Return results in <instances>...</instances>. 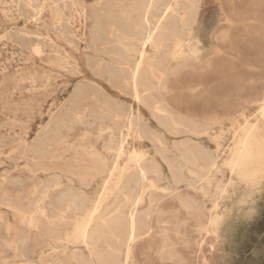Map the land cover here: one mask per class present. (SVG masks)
<instances>
[{"label":"rangeland","instance_id":"374dc122","mask_svg":"<svg viewBox=\"0 0 264 264\" xmlns=\"http://www.w3.org/2000/svg\"><path fill=\"white\" fill-rule=\"evenodd\" d=\"M27 1L30 2V4ZM27 1L0 0V201L2 202H0V219L2 218V221L0 220V264H4L5 260V264H51V262L54 263L55 261H59L57 263L55 262L56 264H66L67 261V264L73 263V261L68 258L72 252L71 245L63 243L59 245L58 243H53L48 237L43 236L34 230L28 231L26 228H23L22 226L25 227V225L18 222L13 217L12 212L6 207V204L22 197L26 198V201L22 205L27 212L34 211V206L31 203L37 200L36 198L39 193H33V183L36 184L40 181L41 185H43L45 184V181L48 182L50 179L53 180L59 177L62 184L65 183V185H68L69 183L67 180L72 177L67 175L64 171L72 163V159L74 158L77 159L79 164L82 163L85 167H91L93 162L92 159L90 160L87 157L89 152L90 155L94 154L98 155L100 158H104L106 160L107 169L111 168L115 161L114 156L112 154H107L104 150L107 135L98 137V126L96 123H100V121H97L94 117V111L98 112L99 106L103 103H106V107L108 106L111 109H114L115 107L114 110H121L123 114H127V111H130L134 118L137 116L140 117L148 128L150 127L154 132L165 138V143L168 146L169 152H171L170 155L171 157L173 155L174 159L177 158L176 160L180 164L179 166H181L186 181L178 186L173 185L165 165L162 164V178L157 183V185L159 184V191L154 193V197L156 198L154 211L159 210L164 213L162 218L169 223L167 226V238H169L168 240L171 243L169 248L173 249L175 256L177 254L180 258L176 256L177 258L166 259V257L164 258L157 255L156 252L162 247V245L161 239L154 236L152 239L140 242L134 246L132 258H130L132 262L130 261L129 264H264V153H261L262 150L257 152L252 158L241 165L238 170H234L232 173L223 165V161L228 156L229 148L232 146L235 137L240 132L239 128H241L244 123L247 122L248 124L256 125V127L260 129L258 135L264 138V120L261 117L260 107V99L264 94V0H199L200 7L198 24L195 26L192 44L194 48H196L197 54L199 53L197 56H201L197 57V61L193 63L195 69H183L178 72L179 75L175 74L173 76H168L166 78L167 80H165L166 89L153 93L156 99L160 100V102L162 101V104L172 108V110H174L179 116H184L194 125L205 126L207 134L200 137H195L188 133H183L182 135L179 134L180 136L178 135L177 137V135L172 136L171 134L166 133L162 130L163 128L158 126L157 122L151 118L150 113L147 112L148 110L144 106L142 107V105L133 102L130 88L126 89L127 85L123 87L125 84L118 78L120 73L122 76L127 75V65L124 60L120 61L117 55H123L122 53H125L123 57H125V59H130L132 57V55H130L132 53L131 49L134 46L132 44L130 45V43H125L126 45L123 47L115 40H117L118 35L121 33V35H123V33L126 32L128 27L126 20L127 16L130 15L131 18L135 17V14L131 13L130 8L131 6L136 7L137 4H139L138 0H105L104 2L103 0H72V3L70 0ZM67 1L68 3H66ZM34 3H39V5H35ZM94 4L96 7L93 6ZM33 5H35V7ZM72 5H74V8H72ZM67 6L70 9H67ZM22 7L23 10H20ZM108 7H111L113 10L116 7H120V9L119 11L116 9L118 12L116 10H114V12ZM39 11H41V14H39ZM55 12L60 15L59 18L61 20L59 24H54L53 13ZM7 13L8 15H6ZM64 18L69 22L64 21ZM209 18L212 19L211 23L208 22ZM3 19H5V21ZM95 19H97L96 22ZM111 20L113 22L115 20V23ZM95 24H97V26ZM122 25H124L123 27L125 30L122 29ZM178 27H180V24ZM112 28L114 30L111 31ZM94 29L100 30L101 33L100 31H94ZM115 29H119L120 31H118L120 34L117 35L118 32L115 31ZM122 30L123 32H121ZM65 32L69 35V41L67 42L68 46L65 45L68 40ZM90 34L91 37L89 38L88 36H90ZM222 35L224 37H221ZM25 38L27 41H25ZM73 41H76V43ZM107 41L110 42L107 43ZM53 42L56 45H54ZM32 43H34V46ZM100 44L103 45L101 46ZM88 45L90 46L89 48ZM113 47L114 49H112ZM49 48L51 51H49ZM118 49L119 51L122 49L120 51L122 53H120ZM32 51L39 53L37 55L35 53L32 55ZM98 52H100L99 54L102 56H100ZM113 53L116 54L113 55ZM126 53L128 55H126ZM162 53L164 52H161L160 55L164 56ZM54 55L58 56L55 57ZM106 55L109 56L111 60ZM97 57L98 59H96ZM99 60H101V62ZM90 61H95V63H97H89ZM102 62H105L106 64ZM93 64L94 66H90ZM102 64L103 66L105 65L104 68L102 67ZM113 65L115 66V69ZM174 66V64H171L170 68H173ZM101 67L102 70L100 69ZM87 70H91L90 73ZM125 70L126 73L123 74ZM108 72L113 74V76L109 75ZM103 73L104 76L102 75ZM93 75L95 76V79L93 78ZM106 75L110 79L106 78ZM83 77L86 78L84 79ZM109 81H111V84L116 82L118 85L115 86L114 83L113 86L109 84ZM104 83H107V87H105ZM195 84H199L200 86L195 90H190L193 89ZM77 86H83L86 90V95L82 104L84 121L74 122L72 125V131L68 132V130L64 128V125H69L73 119L66 114V110L71 100L70 97H72ZM98 89L99 91L97 92ZM92 90H95L96 92L94 91L93 93ZM162 94L164 95V98ZM109 100H111L112 104ZM66 101L68 102L65 103ZM116 105L118 106V109ZM94 106H97L98 108H95ZM93 107L95 108L94 111H92V109H94ZM26 113L28 114L26 115ZM90 114L93 117L90 116ZM50 121L54 122L51 123ZM104 124L108 127H113L115 122L111 121L110 123V121L107 120L106 122L104 121ZM55 129H59L60 133L67 137L66 143L48 147L44 159L37 163L32 161V164L29 158L22 155V153L24 154V146L31 147L37 145L39 139L42 137H49L50 133ZM123 130L121 131V134H126V130ZM186 135H188V137ZM35 137L36 139H33ZM183 141L187 142L190 148H204V150L209 152L212 156H217V165L220 169V173L209 176L205 181H203L202 175L191 173L188 167L179 162L178 154L173 147L179 145V142L180 144L184 143ZM129 142L131 143L126 147L128 148L127 151L135 148L139 151H146L148 154L154 155V148L150 142H146V140L139 142V140L134 138H130ZM230 142L232 143L230 144ZM191 143L192 145H190ZM188 145L186 146L189 147ZM69 147H73V150H69ZM150 149L151 151H149ZM260 153L263 156H259ZM16 155L21 159H18ZM83 160H85L84 163L81 162ZM125 162L126 156H123L121 160H118V165H123ZM34 164L43 165L42 167L44 169L49 170H39ZM36 177L37 180L34 179ZM33 179L35 181H33ZM19 180L24 183L21 184L18 182ZM243 180L244 182H242ZM9 182L14 183L10 184ZM162 183L165 184L163 185ZM240 183H242L243 186ZM101 185H103L101 177H96L91 181L86 193V208H91V205H93V203L99 198L102 192ZM169 186H171V190L169 189ZM183 186L184 188H182ZM64 188L65 186L62 190H64ZM202 188L204 190H202ZM214 189H217L218 192ZM164 190L166 193L163 192ZM223 190H225V193L219 201V208L216 212L209 214L206 211L205 217L200 219L194 214L187 213L180 208L178 203V198H192L201 204L204 209L209 210ZM57 193L58 191L55 190L45 194L46 196L39 204L46 216L52 213L48 217H52L55 213L53 208L50 207V203L53 201ZM207 195H210V197ZM3 196L5 200H9V202L7 200L5 202ZM32 198H35L34 201ZM27 201L29 203H27ZM47 203H49V205ZM236 203H238V207ZM29 207L32 208V210ZM155 215L156 214L154 213L151 221L153 225L158 226V223L156 222L157 219H155V217L157 218V215ZM62 225L65 226L64 229ZM201 225H204L206 228L205 232L199 233L196 229ZM58 227L62 234L70 232L71 229L69 224H61V226L58 225ZM25 235H29V239H27L28 242L25 243L26 247L25 244H22L20 241V238ZM19 244L20 246H18ZM21 245L29 254L22 249ZM18 249L21 253H19ZM15 252L17 253L15 254ZM21 254H27V258H24ZM44 255L45 257H43ZM120 257L121 259L123 258V253H121ZM37 259L39 261H37ZM61 259L62 261H60Z\"/></svg>","mask_w":264,"mask_h":264},{"label":"bare ground","instance_id":"6f19581e","mask_svg":"<svg viewBox=\"0 0 264 264\" xmlns=\"http://www.w3.org/2000/svg\"><path fill=\"white\" fill-rule=\"evenodd\" d=\"M24 1H27V0H24ZM70 1L72 3V0H70ZM104 1L105 0H103V2ZM28 3L30 4V2H28ZM66 3H68V1ZM138 3L139 4H137L136 7L131 6V8H130L131 13L135 14V17L131 18L130 15L127 16L126 20H127L128 27H127L126 32L123 33V35H121L122 33L121 34L119 33L120 30L118 29L119 30L118 31L117 29H115V31L118 32L117 35L120 34V35H118L117 40H115V41H117V43L119 45L124 47V45H126L125 43H130V45L132 44L134 46L131 49L132 53L130 55H132V57L130 59L129 58L125 59V57H123V55L125 53L120 52L122 49L120 51L118 49V51L123 54V55H117L118 58L120 59V61L124 60L126 62L125 64L127 65V75L122 76L120 73L119 76L117 75L118 78L120 79V81H122L125 84L123 87H125L127 85L128 87L126 86V89L130 88L131 97L133 99V102L138 104V105H142V107L144 106L148 110L147 112L150 113L151 118L154 119L157 122L158 126L163 128L162 130H164L166 133L171 134L172 136L177 135V137L179 134L182 135L183 133H188V134L193 135L195 137H200L202 135L207 134L206 133L207 129L205 126H197V125L192 124L184 116L183 117L179 116L178 114H176V112L174 110H172V108L168 107L167 105L162 104L161 103L162 101L160 102V100L156 99L153 95L154 92L163 91L166 89L165 80H167L166 78L168 76H170V75L173 76L175 74L179 75L178 72L183 70V69H186V70H190L189 68H191V70H192V68L195 69V67H193V63L197 61V57L201 56V55L197 56L199 53L197 54L196 48H194V46L192 44V41H193L192 38L194 35L195 26L198 24V15H199V7H200L199 6V0H138ZM37 4L39 5V3H37ZM37 4H35V5H37ZM134 4H132V5H134ZM35 5H33V6L35 7ZM119 5H120V3H119ZM73 6L74 5H72V8H74ZM93 6L96 7L95 4ZM101 6H103V5H101ZM27 7H26V9H27ZM31 8H32V5H31ZM51 8H53V7H51ZM108 8L113 10L111 7H108ZM67 9H70V8L68 7ZM103 9H105V8H103ZM116 9H118V11H119L120 7L119 8L116 7L114 10H116ZM121 9H122V7H121ZM20 10H23V7ZM36 11H37V9H36ZM36 11H33V12H36ZM59 11H60V8H59ZM89 11H91V10H89ZM101 11H102V8H101ZM57 12H58V10H57ZM57 12L53 13L54 24H59L60 20H61L59 18L60 15ZM65 13H67V12H65ZM111 13H112V11H111ZM39 14H41V11H39ZM88 14H90V13H88ZM220 14H221V10H220ZM6 15H8V13ZM91 17H92V14H91ZM86 18H89V17H86ZM213 18H215V17H213ZM3 20L5 21V19H3ZM7 20H9V19H7ZM63 20L68 21L65 18ZM96 20L97 19H95V22H96ZM119 21H117V22H119ZM208 22L211 23L212 19L209 18ZM113 23H115V20ZM118 24H121V23H118ZM179 24H180V27H178ZM93 25H94V23H93ZM95 25L97 26V24H95ZM56 26H58V25H56ZM123 26L124 25H122L121 27H123ZM125 26H126V24H125ZM119 27H120V25H119ZM52 28H49V29H52ZM115 28H117V27H115ZM57 29H58V27H57ZM122 29L125 30L124 27ZM66 30H67V28H66ZM69 30H70V28H69ZM90 30H91V28H90ZM95 30L100 31L101 27H100V30L94 29V31ZM112 30H114V29L112 28L111 31ZM123 30L121 32H123ZM56 33H58V32H56ZM97 33H99V32H97ZM100 33H101V31H100ZM91 34H90V36H88L89 38L91 37ZM65 35H67V33ZM223 35L221 37H224ZM24 36H26V35H24ZM68 36L69 35H67V37ZM98 36H100V35H98ZM56 38H58V37H56ZM23 39H21V40H23ZM34 39H36V38H34ZM29 40H30V38H29ZM62 40H64V39H62ZM95 40H93V41H95ZM25 41H27L26 38H25ZM43 41H44V39H43ZM68 41H69V37H68V40L66 41L65 45H67ZM109 42L107 41V43H109ZM215 42H217V41H215ZM74 43H76V41ZM32 44L34 46V43H32ZM53 44H54V42H53ZM54 45H56V44H54ZM28 47H30V46H28ZM89 47L90 46L88 45V48ZM125 47H127V46H125ZM96 49H98V48H96ZM112 49H114V47ZM197 50H198V47H197ZM49 51H51L50 48H49ZM65 51H67V50H65ZM125 51H126V49H125ZM73 52H74V50H73ZM161 52L165 53V54L162 53L164 56L160 55ZM32 53H33L32 55H34L35 52L32 51ZM38 53H35V54L37 55ZM99 53L100 52H98V54ZM127 53H126V55H128ZM63 54H64V51H63ZM76 54H77V52H76ZM104 54H105V52H104ZM115 54L116 53H113V55H115ZM84 55H82V56H84ZM56 56H58V55H56ZM100 56H102V55H100ZM107 57H109V56H107ZM207 57H208V55H207ZM96 59H98V57ZM105 60H106V58H105ZM110 60H111V58H110ZM99 61L101 62V60H99ZM89 63L96 64L97 62L95 63V61L94 62L90 61ZM102 63H105V62H102ZM119 63H121V62H119ZM94 64L90 65V66H94ZM171 64H174L175 66L173 68H170ZM100 66H101V64H100ZM104 66L102 64L103 68H104ZM102 67L100 68L101 70H102ZM95 68H94V71H95ZM111 68H113V67H111ZM75 69H76V67H75ZM114 69H115V66H114ZM53 71H55V70H53ZM90 71H88V72L90 73ZM98 71H100V70H98ZM119 72H122V71H119ZM113 73H114V71H113ZM124 73H126V70H125V72H123V74ZM92 74H93V71H92ZM108 74L113 76V74H111L109 72H108ZM98 75H99V73H98ZM102 75L104 76V73ZM102 75H100V76H102ZM94 77L95 76L93 75V78ZM106 78H108L107 75H106ZM103 79H105V78H103ZM108 79H110V78H108ZM47 81H48V79H47ZM114 81H117V80H114ZM110 82L111 81H109V84H111ZM113 84L115 86L118 85V84H116V82H113ZM113 84H111V85H113ZM106 85H107V83L105 84V87H107ZM102 86H103V84H102ZM199 86H200L199 84H195L193 89H190V90H195ZM117 87H119V86H117ZM119 90H120V88H119ZM94 91H93V93H94ZM98 91H99V89L97 90V92ZM27 92H28V90H27ZM113 92H114V90H113ZM164 92H163V94H164ZM85 95H86L85 88L83 86H79V87L77 86L73 92L72 97H70L71 100H70L68 108L66 110L67 111L66 114H68L71 117V119H73V120L69 125H64V128H66L68 130V132L72 131V128H73L72 125L74 122L76 123V122L83 120L84 115L82 113V104H83V100H84ZM163 98H164V95H163ZM22 101H25V100H22ZM107 101H108V99H107ZM109 101L111 102V100H109ZM260 101H261V106H260L261 107V117L264 120V94H263L262 98L260 99ZM67 102L68 101H66L65 103H67ZM98 102H99V100H98ZM24 103H26V102H24ZM101 103H102V101H101ZM105 104L103 103L101 106H99L98 112L94 111L95 108H98L97 106H94L95 108L93 107L94 109H92V108L91 109L95 113V115H94L95 119H97V121H100V123L99 122L96 123L98 126V137H102L103 135H107V139L105 140L104 150L107 152V154H112L114 156V160H115L113 165L111 166V168L107 169L106 160L104 158H100L98 155H94V154L90 155V152H89V155H87V157L90 160L92 159L93 165L91 167H85L82 165V163L79 164V162H77V159L74 158V159H72V163L64 171L67 175H70L72 177L71 179L67 180V182L69 183L68 185H65V183L62 184L59 177L55 178L53 180L48 178L51 181L50 180L48 182L45 181V184H43V185H41L40 181H39L40 183L39 182L36 184L33 183V185H32L33 193H39L38 197L36 198L37 200L34 201L35 198L34 199L32 198L34 202L31 204H33V206H34V211H32V212L28 211L27 212L25 207L22 205L26 201L25 200L26 198H22V197L17 198L15 201L12 200V202H10L9 204H6V207L8 209H10L13 217L18 222L25 225V227L24 226H22V227L26 228L28 231L34 230V231L40 233L41 235L48 237V239H50L53 243H58L59 245L62 243L67 244V245H71L72 246V252L68 258L71 261H73L74 264H129L131 261L130 258H132L134 246L140 242L150 240L154 236L159 237L161 239V245H162V247L156 252V254L161 256V257H164V258L166 257V259H173L177 256V254L175 256L173 249L169 248V246L171 245V243L168 240L169 238H167V232H168L167 226L169 225V223L167 220H164L162 218V216L164 215V213L162 211H159V210L154 211L155 204H156V198L154 197V193L156 191H159V187H158L159 184L157 185V183L162 178L161 165L162 164L165 165V167L169 173V177L171 179V182L175 186H178V185L186 182L185 178L183 176V173H182L181 166H179L180 164L177 162V160H176L177 158L174 159L173 155L171 157V155H170L171 152H169L168 146L164 140L165 138H163L161 135L154 132L152 129H150V127L148 128L145 125L144 121L140 117L137 116L134 118L133 115L130 113V111L129 112L127 111V114H123L121 110H120L121 112L114 110L115 107H114V109H111L108 106L106 107L107 104L106 105ZM111 104H112V102H111ZM119 105H121V104H119ZM126 108H128V107H126ZM117 109H118V106H117ZM131 109H127V110H131ZM63 110H64V108H63ZM24 111H26V110H24ZM84 111H85V109H84ZM27 114L28 113H26V115ZM90 116H92V115L90 114ZM240 116H238V117H240ZM63 117H65V116H63ZM238 117H236V118H238ZM59 120H61V119H59ZM107 120L110 121V123H111V121L112 122L114 121L115 122V124H113L114 126L108 127L107 125H105L104 121L106 122ZM214 120H215V118H214ZM252 120H254V119H252ZM243 121H241V122H243ZM50 122L53 123L54 121L53 122L50 121ZM4 123H6V122H4ZM146 123H148V122H146ZM236 123H238V122H236ZM63 124H64V122H63ZM205 124H206V122H205ZM89 125H91V124H89ZM199 125H200V123H199ZM207 125L210 126L209 124H207ZM61 126H62V124H61ZM213 126H214V124H213ZM236 126H238V125H236ZM123 129L126 130L125 131L126 134H121V131ZM239 129H240V132L237 134V136L234 139L232 146L229 148V151H228L229 153H228L227 158L223 161L224 167H226L228 169V171H230L231 173L234 170H238L241 165H243L250 158H252V156H254L257 152L262 150L261 153L262 154L264 153L263 152V148H264L263 139L264 138H262L258 135L260 129L258 127H256V125L248 124L246 122ZM43 131H41V132H43ZM211 133H213V132H211ZM220 134H222V133H220ZM6 135H8V134H6ZM48 135H49V133H48ZM14 136H16V135H14ZM186 136L188 137V135H186ZM7 138H8V136H7ZM130 138H134L136 140H139V142L145 141V140H146V142L147 141L150 142L154 148V155H150L146 151H139L135 148H132L129 151H127L128 148H126V147L128 145H130V143H131V142H129ZM170 138H171V136H170ZM215 138H217V137H215ZM33 139H36V137ZM190 139H191V137H190ZM66 140H67V137L62 135L60 133L59 129H55L50 133L49 137H42L41 139H39L37 145L31 146V147L30 146H24V148H23L24 154L22 153V155H25L27 158H29L31 160V163H32V161L37 163L38 161H41L44 159V156L46 155V149L48 147L66 143ZM192 140H194V139H192ZM214 140H216V139H214ZM34 141H32V142H34ZM183 142L184 143H181V144L179 142V145H175V146H173V144H172V146L175 148V150L178 154L179 162L181 164H183L184 166L188 167L190 169L191 173L202 175L203 181L208 179L209 176H211V175H215V174L220 173V169L217 165V162H218V160L216 158L217 156L216 157L212 156L209 152L205 151L204 148L203 149L199 148V147L190 148V146L187 144V142H185V141H183ZM209 142H210V140H209ZM5 143H6V141H5ZM231 143L232 142H230V144ZM30 144H31V142H30ZM186 145H188L189 147H187ZM190 145H192V143ZM4 147H2V148H4ZM227 148H228V146H227ZM227 148H226V150H227ZM215 149H216V146H215ZM222 149H224V148H222ZM69 150H73V147H69ZM2 151H3V149H2ZM149 151H151V149ZM261 153L259 154V156H263ZM215 154H217V153H215ZM16 156L18 157V155H16ZM123 156H126V162L123 165H118V160L119 159L121 160L123 158ZM10 157H11V155H10ZM18 159H21V158L18 157ZM25 160H26V158H25ZM81 162L84 163L85 160H83ZM13 164H14V162H13ZM34 165H36L39 170H42V171L49 170V169H47V170L44 169L42 167L43 165H40V164H34ZM50 172H51V170H50ZM184 173H185V171H184ZM231 173H230V175H231ZM96 177H101L103 180V185H101L102 186V192H101V194L99 193L100 196L93 203V205L88 204V205H91V208H86L85 204L87 201L86 200L87 199V197H86L87 189L90 186L91 181ZM190 178H191V176H190ZM5 179H6V176H5ZM34 179L37 180V177ZM34 179H33V181H35ZM195 179H197V178H195ZM12 180H14V179H12ZM20 181L21 180H19L18 182H20ZM188 182H190V181H188ZM195 182H198V181H195ZM231 182H232V180H231ZM242 182H244V180ZM3 183H4V181H3ZM9 183L12 184L14 182H9ZM20 183L22 184L24 182H20ZM39 184H40V186H39ZM240 184L242 185V183H240ZM15 185H16V183H15ZM188 185H191V184H188ZM64 186H65V188H64V190H62V188ZM184 186L182 188H184ZM13 187H15V186H13ZM170 187L171 186H169V189H170ZM253 187H255V186H253ZM18 189H20V188H18ZM55 190H57L58 193L54 197V199L52 198L53 201L50 203V205H51L50 207L53 208L55 213L53 211H51L54 214L52 217H48L52 213L50 215L46 216L45 212L40 208L41 205L39 206V204L42 202V200L46 196L45 194L50 193V192L55 191ZM202 190H204V189L202 188ZM215 191L218 192L217 189ZM163 192H165V190ZM224 193H225V190H223L220 193V195H218L217 199L215 198L216 201L214 202V204H212V207L209 210L204 209L201 204H199L198 202H196L192 198H184V197L178 198V203H179L180 208L185 210L187 213L194 214L197 218L200 219V218L205 217L206 211L209 214L216 212V210L219 208V203H220L219 201L224 196L223 195ZM30 196H31V194H30ZM207 196L210 197V195H207ZM3 198H4V196H3ZM3 200H5V198ZM6 200H5V202H6ZM210 200H212V199H210ZM7 201L9 202V200H7ZM27 203H29V202L27 201ZM47 204L49 205V203H47ZM236 204L238 207V203H236ZM230 208L232 210L231 206H230ZM30 209L32 210V208H30ZM154 213L157 215V218L155 217V219H157V221L156 220L155 221L158 223V226L153 225L152 221H151ZM231 216H232V214H231ZM156 222H155V224L157 225ZM1 224H3V223H1ZM61 224H69L71 226V229L69 228L70 232H65L63 234L60 233V229H59L58 225L61 226ZM64 227L65 226H63V229H64ZM66 228H67V226H66ZM205 228L206 227H204V225H201V226H198V229H196V230H198L199 233H202V232H205ZM9 230H7V231H9ZM2 238H3V236H2ZM7 238H8V236H7ZM180 238H181V236H180ZM27 239H29V235H25L24 237L20 238V241L22 242V244H25L26 242H28ZM20 241H19V243H20ZM47 244H49V243H47ZM14 246H16V245H14ZM18 246H20V244ZM42 246H43V244H42ZM21 247H22V245H21ZM25 247H26V244H25ZM49 247H51V246H49ZM54 248H56V247H54ZM66 248H67V246H66ZM22 249L24 250L23 247H22ZM18 251H19V253H21V251L19 249H18ZM24 251H26V249ZM50 251H52V250H50ZM26 252L28 253V251H26ZM26 252H24V253H26ZM66 252H67V250H66ZM16 253L17 252H15V254ZM57 253H58V251H57ZM121 253H123L122 259L120 257ZM21 255L24 258H27V254H21ZM46 255H47V253H46ZM66 256H64V257H66ZM43 257H45V255ZM177 257L180 258V256H177ZM17 258H18V256H17ZM38 259H37V261H39ZM5 261H4V264H5ZM60 261H62V259ZM164 261H166V260H164ZM176 261L178 262L177 259H176ZM57 262H59V261H57ZM67 262H66V264H67ZM54 263L51 262V264H54Z\"/></svg>","mask_w":264,"mask_h":264}]
</instances>
